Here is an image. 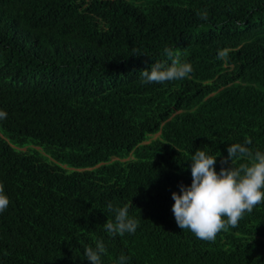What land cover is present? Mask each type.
Returning a JSON list of instances; mask_svg holds the SVG:
<instances>
[{
	"label": "trees",
	"instance_id": "1",
	"mask_svg": "<svg viewBox=\"0 0 264 264\" xmlns=\"http://www.w3.org/2000/svg\"><path fill=\"white\" fill-rule=\"evenodd\" d=\"M18 1L25 7L18 38L0 18L3 72L12 64L15 44L30 48L31 39L45 55L71 49L80 39L94 42L98 52L87 56L91 70L76 69L66 79L61 74L45 89L31 83L0 86V109L8 113L0 130L49 113L62 125L60 163L85 167L130 153L135 160L83 172L58 167L42 177L37 169H11L10 149L0 136V181L10 198L0 214V236L10 238L6 228H12L48 237L74 248L79 260L84 247L99 240L116 260L122 253L130 256V264H264V203L213 241L181 230L170 206L178 184L191 183L190 154L197 148L218 155L217 171L227 166L221 160L237 140L250 138L253 152L264 150V96H248L260 82L228 85L255 67L264 69V0ZM205 10L208 19L202 20L197 13ZM169 47L178 48L180 60L191 62L194 71L181 80L142 84L141 71L170 62L163 55ZM224 57L232 70L223 67ZM109 203L131 205L129 215L139 220L134 234L112 237L101 228L114 219ZM36 246H30L34 256L43 250ZM6 251L0 244L8 260Z\"/></svg>",
	"mask_w": 264,
	"mask_h": 264
},
{
	"label": "clouds",
	"instance_id": "2",
	"mask_svg": "<svg viewBox=\"0 0 264 264\" xmlns=\"http://www.w3.org/2000/svg\"><path fill=\"white\" fill-rule=\"evenodd\" d=\"M24 6L18 0H0V18L4 20V27L14 38L23 33L20 26ZM202 20L208 19L207 10L198 12ZM219 30V27H217ZM71 31L78 32L71 29ZM70 31V32H71ZM31 47L25 48L24 42H17L14 46V58L10 68L3 72L0 69V86L14 83L23 86L31 83L36 87L45 89L55 77L63 74L70 77L76 69L91 70L92 64L87 56L98 52L97 45L92 41L75 40L71 49H55L45 55L40 45L31 39ZM1 40L0 51L4 48ZM233 48L228 47L227 50ZM142 54V53H141ZM136 54V55H141ZM164 56L168 61L155 62L150 70L140 72L141 83L163 84L168 81L181 80L194 71L189 61L180 60V50L171 47L164 49ZM143 65L149 64L144 60ZM223 67L233 69V63H228L224 57ZM9 74V75H8ZM20 78H16V76ZM8 76V77H7ZM259 81L257 87L252 88L248 96H264V69L255 67L253 73L237 78L230 84L246 86L250 82ZM19 82V83H18ZM8 113L0 109V120L6 119ZM28 122V123H27ZM22 126L15 129L6 127L0 130V136L10 149L7 165L15 170L37 169L38 175L51 177L58 172V167L69 171H92L114 162L126 163L135 160L132 154L110 155L107 160L98 161L94 165L85 167H71L60 163L56 156V145L62 136V125L55 115L37 113ZM158 133H152L151 137ZM253 142L250 138L237 140L227 146V157L222 158L219 171L216 170L217 156L201 148L190 154L191 183L178 184L179 191H173L171 198V211L177 226L183 230H190L197 238L213 241L216 235L228 226L235 228L245 213H251L257 205L264 203V150L253 152L248 145ZM139 144V142L137 143ZM174 147V146H173ZM11 153L13 157H11ZM247 157L248 162L239 166L233 163L234 158ZM10 198L0 181V214L9 209ZM108 209L114 213V219L101 222L112 237L123 236L125 233L134 234L139 227V220L129 215L131 205L114 207L108 204ZM1 226V225H0ZM10 238L0 236V244L5 246L11 260L0 254V264H130L131 258L121 254L114 258L111 247L102 241H93L83 249L84 260H79L78 252L72 247L59 246L51 238L38 235L19 233L12 228ZM42 250L34 256L30 250L31 244ZM247 264V263H244Z\"/></svg>",
	"mask_w": 264,
	"mask_h": 264
},
{
	"label": "bare ground",
	"instance_id": "3",
	"mask_svg": "<svg viewBox=\"0 0 264 264\" xmlns=\"http://www.w3.org/2000/svg\"><path fill=\"white\" fill-rule=\"evenodd\" d=\"M47 4V3H46ZM53 16V15H52ZM181 53V52H180ZM11 157H13V154L11 153ZM5 228H3V227H1L0 226V235H2V231L4 230ZM11 260V258L9 257L8 258V261H10Z\"/></svg>",
	"mask_w": 264,
	"mask_h": 264
},
{
	"label": "rangeland",
	"instance_id": "4",
	"mask_svg": "<svg viewBox=\"0 0 264 264\" xmlns=\"http://www.w3.org/2000/svg\"><path fill=\"white\" fill-rule=\"evenodd\" d=\"M27 47V46H26Z\"/></svg>",
	"mask_w": 264,
	"mask_h": 264
}]
</instances>
